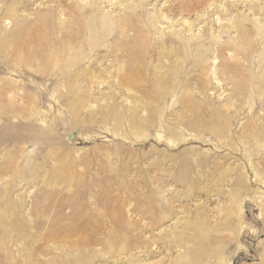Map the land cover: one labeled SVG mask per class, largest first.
Masks as SVG:
<instances>
[{"label":"rangeland","instance_id":"obj_1","mask_svg":"<svg viewBox=\"0 0 264 264\" xmlns=\"http://www.w3.org/2000/svg\"><path fill=\"white\" fill-rule=\"evenodd\" d=\"M0 264H264V0H0Z\"/></svg>","mask_w":264,"mask_h":264},{"label":"bare ground","instance_id":"obj_2","mask_svg":"<svg viewBox=\"0 0 264 264\" xmlns=\"http://www.w3.org/2000/svg\"><path fill=\"white\" fill-rule=\"evenodd\" d=\"M79 10V9H78ZM90 10H91V5H85V6H82V8H81V10H79V11H83V12H90ZM87 24V26L90 28V29H92V30H95L96 28H97V22H94V21H90V22H86ZM101 24H102V27L104 26L103 25V22L101 21L100 22ZM85 29H87V28H85ZM101 29V28H100ZM59 33V32H58ZM66 33H67V31H66ZM69 33V32H68ZM63 35V34H62ZM53 36V35H52ZM80 36V35H79ZM89 37V39L91 38V36H88ZM76 39H78V38H76ZM23 45V44H22Z\"/></svg>","mask_w":264,"mask_h":264}]
</instances>
